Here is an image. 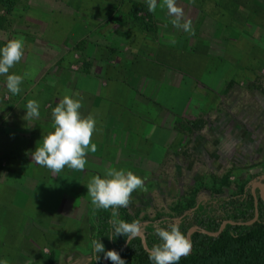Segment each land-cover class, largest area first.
<instances>
[{
  "label": "rangeland",
  "instance_id": "1",
  "mask_svg": "<svg viewBox=\"0 0 264 264\" xmlns=\"http://www.w3.org/2000/svg\"><path fill=\"white\" fill-rule=\"evenodd\" d=\"M133 2L141 3L137 0H14L8 23L0 28V47L10 39L22 38L24 54L10 74L29 75L24 77L18 95L7 92L6 77L0 76V124L16 117L31 124L52 119L51 111L64 95L82 98V106L97 105L92 113L80 110L82 116L91 114L96 119L92 136L96 151L87 154H107L108 159L100 155L94 162L105 164L108 169L131 171V164H141L133 174L145 178L144 190L137 189L131 194L126 209L133 221L139 222L145 237L155 233V227L191 224V213L195 211L219 217L221 203L236 194L264 195V0L176 1V6L183 11L187 9L183 19L191 20L195 35L185 33L186 48L173 50L169 61L163 62L162 58L169 56L167 50L151 47L150 52L151 56L157 52L161 56L154 63L156 83H162L160 76L164 73L172 82L182 79L189 97L187 110L168 118L175 133L167 145L166 158L154 164L138 157L152 143L141 139L140 132L146 120L157 123L167 118L162 105L151 97L140 96L136 102H130L135 111H127L129 108L105 96L74 89L69 81L70 75L75 78L88 72L90 60L83 53L88 41L104 46L103 61L113 77L116 74L113 69L119 64V48L130 50L121 46L123 40L141 39L144 22L151 28L160 24L162 19L145 9L139 12L144 22L133 19L128 14ZM0 13H4L1 7ZM155 38L156 35L149 36ZM29 100L38 101V117H25L24 108ZM119 149L124 154L133 151L137 156L119 162ZM1 154L0 166L4 162ZM77 190L82 192V187ZM76 195L68 194L63 200L64 207L76 219L70 218L67 211L58 215L46 207H41L37 215L44 222L38 220L36 227L42 222L46 230L49 227L46 223L52 218L55 242L70 244L71 251H77L71 256L61 253L56 264H85L89 259L88 206ZM3 207L0 228L10 221L5 219L6 210L19 211L13 200L6 201ZM27 227L28 231H34L30 223ZM28 231L8 237L1 231L0 254L7 257L8 253H23L25 247L33 252L30 247L34 234ZM47 233H43L44 244ZM51 252V249L46 251ZM125 262L131 264L128 259Z\"/></svg>",
  "mask_w": 264,
  "mask_h": 264
},
{
  "label": "crops",
  "instance_id": "2",
  "mask_svg": "<svg viewBox=\"0 0 264 264\" xmlns=\"http://www.w3.org/2000/svg\"><path fill=\"white\" fill-rule=\"evenodd\" d=\"M137 1L147 6L146 0ZM159 4L160 0H157L156 11L150 12V14L156 18L162 19L159 22L160 26L158 25L156 28L155 26L152 28L150 26L149 29L142 28L143 31L140 35V37H142L141 39L131 40L129 38L125 41L123 40V42L119 41V44L122 42L121 46L124 49L129 48L130 50L122 51L119 48V64L115 65V69H113L116 73L113 77H110L108 72L109 69H107L103 61L106 54L104 46L90 40L83 50V53L87 54L88 60H90L87 74H82L75 78L73 75H70L71 78L69 79L74 89L95 96H105L108 99L119 102V104H123L124 108H129L127 111H135V107L130 105V102H136L137 97L140 96L151 97L155 103L162 105L167 111V118L159 120L157 123L156 120H146L142 126L143 131L141 130L140 132L141 139L144 141L151 140L152 143L147 148L146 153L142 156L138 154V157L139 159H145L153 164L161 162L166 158L167 145H169L175 133L173 126L169 123L170 119L168 118L172 115L183 114L187 110L186 102L189 97V90L184 83L185 81L182 79H179V82L177 80H175L176 82H172V78H168L166 73H164L160 76L161 80H163L162 83H156L158 77L154 63L157 62L161 56H159V52L151 56V47L169 51V56L167 54L162 57L163 62H165L172 58V54L174 53L172 52L173 50L182 47L186 48L187 46L185 32L174 27L170 23L171 19L174 17L169 16L167 9H161ZM183 13H187V9H185ZM133 19L143 20L142 17L139 16V13L138 17ZM126 31L129 30L126 28ZM150 35H156V38L149 39ZM26 62L27 65L30 64L29 58L26 59ZM208 80L211 79L208 78ZM178 92L181 93H179V96L176 98ZM127 102H129V104L126 106ZM96 108L97 105H84L80 110L92 113L97 110ZM104 110L105 112L107 111V109ZM16 118V120L5 119L3 123L0 124V153H2L1 155L4 158V162L1 164L2 166H0V212L5 202L11 200L19 205V211H5V219L10 218V221L9 223H5L6 226L4 228H0V232H5V237L12 236L19 231L26 232L28 231L27 226L30 223L31 229L34 230L28 231V233L34 234L33 243L30 247L33 252L28 251V247H25L24 249H26V251H23V253H8L7 257H3V254H0V260L4 261V264H56V257L61 253L66 252L68 256H71L76 254L77 251L72 252V248L69 246L70 244L66 246L65 244L59 245L55 242L54 231H56V229H54L52 218L49 220V224L46 223L50 227L46 230H44L43 224H41L42 222L38 227L35 226L39 221L44 222L43 219L41 220L37 217V215L40 214L39 209H41V207L50 208V210H54V213L58 215L61 212L66 213L67 211V215L73 218L72 216L74 215L67 210V207H64L63 200L68 194H77L76 196H79L88 206L87 218L90 224L89 209L93 205H91L90 197L87 195L86 185L92 178L91 176H102L104 170L108 169L105 164L102 165L101 163L97 164V162H94L100 158V155L103 159H108V155L99 154L98 156H92L86 154L85 159L87 163L85 168L81 171L67 167L59 173L50 171L39 166L32 160L31 155L36 146L42 144L43 137L53 131V120L45 119V121L41 123L37 122L31 124V121L29 122L19 119L18 117ZM17 144H20V147H18ZM135 154L136 153L133 151L124 154V152L119 149V162L121 160L128 161V159H135L137 156V154ZM137 165L141 164H131L129 170L135 172V168L139 169ZM102 166H104V168H102ZM96 167L97 169H95ZM81 187L82 192L77 190ZM28 214H30V216H28ZM11 223L17 226L11 227L9 225ZM44 232H48L46 234V244H44L45 242L43 243ZM48 249L52 251L49 254L46 253ZM16 255H19V257ZM49 256H52L51 262L48 260ZM89 260L90 255L88 261Z\"/></svg>",
  "mask_w": 264,
  "mask_h": 264
},
{
  "label": "clouds",
  "instance_id": "3",
  "mask_svg": "<svg viewBox=\"0 0 264 264\" xmlns=\"http://www.w3.org/2000/svg\"><path fill=\"white\" fill-rule=\"evenodd\" d=\"M148 11L155 12L157 0H146ZM161 9L166 8L169 16L174 17L170 23L190 36L195 35L191 20H184L183 9L176 6V0H160ZM25 41L10 39L0 47V76H5L6 90L12 95H18L24 75L10 74V69L19 63L24 54ZM82 98L74 99L71 95L64 97L51 111L53 131L42 139V144L36 146L32 152V160L39 166L59 173L65 167L81 171L87 163L85 157L88 152H95L96 145L92 136L96 128V119L93 115H81ZM40 105L36 100H29L25 108V117H38ZM144 179L131 171L109 168L103 175H94L86 185L87 195L91 205L97 209L112 210L113 219L110 221L111 234L108 239L115 242L118 237L125 239L129 244L132 238L141 233L138 221L131 223L119 220L118 209L129 205L131 194L137 189L144 190ZM155 236L159 243L154 244L148 252L150 264H179L181 257H186L192 248L191 241L181 232L179 225L169 224L167 227H155ZM91 260L99 264L101 254L103 259L111 264H126L120 253L115 250H106L104 243L99 239H92ZM0 264L4 261L0 260Z\"/></svg>",
  "mask_w": 264,
  "mask_h": 264
},
{
  "label": "trees",
  "instance_id": "4",
  "mask_svg": "<svg viewBox=\"0 0 264 264\" xmlns=\"http://www.w3.org/2000/svg\"><path fill=\"white\" fill-rule=\"evenodd\" d=\"M0 7L4 11L3 14L0 13V28H3L12 14L14 0H0ZM144 9L147 10L148 7L133 2L128 13L132 18H137L138 13ZM149 27L144 22V28L149 29ZM255 212H257L256 220L249 225L244 224L254 218ZM217 213L219 217L195 211L191 213V224L179 225L185 235L190 227H198L190 234L192 244L190 253L186 257H181L179 264H264V199L260 193L255 195L247 192L231 196L221 203ZM117 218L128 223L133 222L126 208L118 209ZM112 219L111 209H97L94 206L89 209L90 224L87 240L90 260L86 264H95V261L91 260L92 239H99L104 243L106 250H119L125 243L127 237L123 236L118 237L115 242L108 239L111 234ZM224 221L223 228L219 230ZM201 229L206 232L200 231ZM216 232H218L216 235L212 234ZM144 240L148 250L137 236L119 252L121 257L124 260L128 259L131 264H150L148 252L154 244L159 243V239L152 233L146 235ZM102 257L103 254L99 264H105ZM48 260L51 262L52 256H49ZM107 264L111 262L107 261Z\"/></svg>",
  "mask_w": 264,
  "mask_h": 264
},
{
  "label": "water",
  "instance_id": "5",
  "mask_svg": "<svg viewBox=\"0 0 264 264\" xmlns=\"http://www.w3.org/2000/svg\"><path fill=\"white\" fill-rule=\"evenodd\" d=\"M257 185H259V186L261 187V184L257 183ZM259 193H260L261 197L264 199V195H263L261 192H259ZM256 218H257V212H255V215H254V218H253V219H251V220H249V221H247V222H244V224L249 225V224L253 223V222L256 220ZM237 223H238V222H237ZM224 224H225V221L221 224L219 230H221V229L223 228ZM197 228H198V227H196V226H192V227L189 228V230H188L187 233H186V237H187L189 240H190V234H191L192 232H194ZM200 231H202V232H206L204 229H201ZM217 233H218V232H216V233H212V234L216 235ZM139 237L141 238L142 243H143V246L145 247V249L148 250V248H147V246H146V244H145L144 235H142V234L140 233ZM127 239H128V237H127ZM125 246H126V242L123 244V246L121 247V249H119V250H115V251L120 252V251H122V250L125 248ZM102 260L104 261L105 264H107V260L103 259V257H102Z\"/></svg>",
  "mask_w": 264,
  "mask_h": 264
}]
</instances>
